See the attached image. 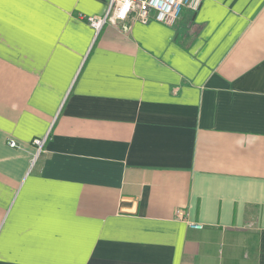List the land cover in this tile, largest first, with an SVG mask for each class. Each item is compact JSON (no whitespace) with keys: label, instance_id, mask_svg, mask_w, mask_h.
<instances>
[{"label":"crops","instance_id":"0c3cea01","mask_svg":"<svg viewBox=\"0 0 264 264\" xmlns=\"http://www.w3.org/2000/svg\"><path fill=\"white\" fill-rule=\"evenodd\" d=\"M108 2L0 0V264H264V0Z\"/></svg>","mask_w":264,"mask_h":264},{"label":"built area","instance_id":"2783aa9c","mask_svg":"<svg viewBox=\"0 0 264 264\" xmlns=\"http://www.w3.org/2000/svg\"><path fill=\"white\" fill-rule=\"evenodd\" d=\"M202 0H109L106 11L100 17L80 16V19L86 21L96 32H98L106 23H126L127 21L147 24L151 20L173 27L184 10L195 13L198 11ZM36 148V154L33 157L32 164L41 153L45 138H36L31 143ZM10 147H14L13 141L9 142ZM192 229L200 230L199 224H190Z\"/></svg>","mask_w":264,"mask_h":264},{"label":"rangeland","instance_id":"374dc122","mask_svg":"<svg viewBox=\"0 0 264 264\" xmlns=\"http://www.w3.org/2000/svg\"><path fill=\"white\" fill-rule=\"evenodd\" d=\"M80 16H82V15H80ZM80 16H79V17H80ZM83 21H84V20H83ZM85 22H86V21H85ZM86 23H87V22H86ZM87 24H88V23H87Z\"/></svg>","mask_w":264,"mask_h":264}]
</instances>
